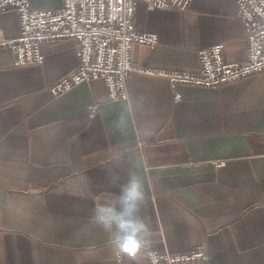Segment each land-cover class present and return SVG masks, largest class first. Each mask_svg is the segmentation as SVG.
I'll list each match as a JSON object with an SVG mask.
<instances>
[{
    "label": "crops",
    "instance_id": "crops-1",
    "mask_svg": "<svg viewBox=\"0 0 264 264\" xmlns=\"http://www.w3.org/2000/svg\"><path fill=\"white\" fill-rule=\"evenodd\" d=\"M134 23L158 38L132 45L136 65L197 71L199 50L216 43L226 60L245 59L236 0H191L184 10L139 2ZM0 32L18 35L16 11L0 12ZM41 50V64L17 66L0 48V264H119L108 234L88 221L93 207L115 206L106 172L118 164L144 180L142 216L157 251L202 245L206 264L264 261V72L217 87L182 84L178 100L166 78L141 73L128 79L125 100H110L101 79L54 95L51 86L78 64L77 44ZM146 263L144 249L123 258Z\"/></svg>",
    "mask_w": 264,
    "mask_h": 264
},
{
    "label": "built area",
    "instance_id": "built-area-1",
    "mask_svg": "<svg viewBox=\"0 0 264 264\" xmlns=\"http://www.w3.org/2000/svg\"><path fill=\"white\" fill-rule=\"evenodd\" d=\"M139 2L149 8L184 10L191 0H62L55 9L34 8L29 0H0V12L12 9L19 19L18 35L7 37L0 32V48H9L14 53V65L41 64L43 43L73 39L78 64L51 86L54 95L81 82L101 79L110 100H125L128 79L141 73L166 78L178 100L181 95L177 88L182 84L217 87L264 72V0H236L237 16L245 31L244 61L226 60L224 44L216 43L199 50L197 71L156 69L131 61L134 43L153 47L158 41L155 33L135 27ZM224 163L225 159L214 161L216 166ZM143 249L146 264H206L202 245L184 252H159L146 240ZM116 258L123 264V258Z\"/></svg>",
    "mask_w": 264,
    "mask_h": 264
},
{
    "label": "clouds",
    "instance_id": "clouds-1",
    "mask_svg": "<svg viewBox=\"0 0 264 264\" xmlns=\"http://www.w3.org/2000/svg\"><path fill=\"white\" fill-rule=\"evenodd\" d=\"M134 106V101H133ZM130 114L125 107L117 120V126L126 128ZM143 135H152L150 127H144ZM108 184L117 189L116 204L95 206L90 210L89 222L108 234L113 253L118 258L135 259L149 238V227L142 216L145 202L143 178L124 173L118 164L106 172Z\"/></svg>",
    "mask_w": 264,
    "mask_h": 264
}]
</instances>
